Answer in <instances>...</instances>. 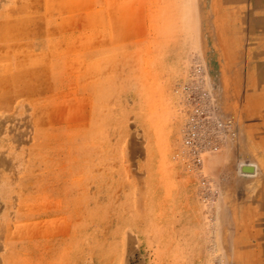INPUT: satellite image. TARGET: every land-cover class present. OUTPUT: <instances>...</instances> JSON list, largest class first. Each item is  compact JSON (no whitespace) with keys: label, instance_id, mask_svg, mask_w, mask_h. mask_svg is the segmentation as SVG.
<instances>
[{"label":"rangeland","instance_id":"rangeland-1","mask_svg":"<svg viewBox=\"0 0 264 264\" xmlns=\"http://www.w3.org/2000/svg\"><path fill=\"white\" fill-rule=\"evenodd\" d=\"M260 3L0 0V264H264ZM196 62L238 125L202 174Z\"/></svg>","mask_w":264,"mask_h":264},{"label":"built area","instance_id":"built-area-1","mask_svg":"<svg viewBox=\"0 0 264 264\" xmlns=\"http://www.w3.org/2000/svg\"><path fill=\"white\" fill-rule=\"evenodd\" d=\"M177 92L185 105L182 144L186 163L202 174L206 158L237 137L238 125L224 109L217 84L210 80L201 62L194 64L188 77L177 86Z\"/></svg>","mask_w":264,"mask_h":264},{"label":"crops","instance_id":"crops-1","mask_svg":"<svg viewBox=\"0 0 264 264\" xmlns=\"http://www.w3.org/2000/svg\"><path fill=\"white\" fill-rule=\"evenodd\" d=\"M261 7L259 8V22L256 24L250 25L251 30H253L254 34L249 35V39L245 40V48H246V57L244 63L249 64H258V72L252 73L249 70L250 78L255 80L262 79L264 80V0H260ZM251 32V31H250ZM248 49V52H247ZM255 83H251L254 85ZM259 93L264 94V86L260 87L258 90Z\"/></svg>","mask_w":264,"mask_h":264}]
</instances>
